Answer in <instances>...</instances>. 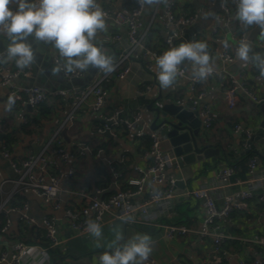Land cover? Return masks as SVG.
I'll list each match as a JSON object with an SVG mask.
<instances>
[{
	"label": "crops",
	"instance_id": "obj_1",
	"mask_svg": "<svg viewBox=\"0 0 264 264\" xmlns=\"http://www.w3.org/2000/svg\"><path fill=\"white\" fill-rule=\"evenodd\" d=\"M169 1L171 0H164V2L155 5H145L142 20L149 30L146 44L152 49L163 47V39L172 31L171 27H167L164 15V8ZM172 1L176 3L175 14L177 16H198L193 25L183 29L179 38L186 35L187 28L196 27L199 22L205 21V25L200 31L189 33L188 38L183 40L185 43L189 42L192 37H196L197 41L206 42L214 62L213 72H216L215 76L203 80L197 85L195 94H204L197 111L203 118L211 120V127L203 128L202 134L208 138L209 143L220 149V155L210 160L197 162L192 166H186L183 169L177 162L172 172L176 176L177 182L180 181L183 186L176 185V197L171 206L170 218L163 219L165 223L188 227L190 233L187 236H176L169 239L162 230L152 225L124 224L121 221H113L102 226L103 237L99 241L101 247H97V241L90 234L76 235L64 217L65 209L71 204L81 206L92 197L107 199L116 192L118 183L127 189L137 191L138 187L130 185L129 182L140 180L142 173L138 169L146 170L151 163L149 158L151 142L148 134L153 132L154 109L159 107L162 102L160 96L177 105H180L179 101L185 107L189 97L192 96L189 78L194 75H192L187 61L181 64L187 77L178 78L174 86L162 89L156 79L154 71L156 65H148L142 53L137 51L126 63L131 71L125 79L118 78L119 68H115L104 81L103 86L107 91L104 104L99 109H94L92 100H90L78 112L75 119L63 129L66 131L65 136L62 134L63 145L67 154L73 155L75 159L71 161L68 156V160L61 163L60 167L64 172L74 168L75 174L71 179L65 177L62 180L57 209L44 204L30 190L15 191L14 181L18 175L14 172L10 160L4 158L0 161V186H2L0 199L5 201L11 196L9 203L17 204V206L10 207L8 203L5 208V213L11 224L5 233L0 231V254L10 255L16 242L22 241L21 239L27 236L33 237L32 233L26 231L27 225L31 228H42V219L51 216L57 220L58 235L61 240V245L57 247L59 256L52 254L51 250L45 252L39 249L48 247L41 239H33L31 245L34 247L24 256L22 264H100L99 256L105 251H111L107 245L115 238L114 230L122 231L125 241L137 233L148 234L151 237L153 251L145 264H212L213 260H215V264H240L241 261L249 262L260 258V248L253 240L264 233V183L258 185L252 182L253 178L249 177L248 171L244 179L238 178L241 168L236 166L240 158L252 153L255 155L253 157L259 159L255 177L264 175V132L260 129L264 115L258 104L244 94H239L236 106L229 108L225 99V89L220 87L218 79V75L224 73L227 78L226 86L231 84L230 79L232 78L244 82L250 90L263 98L264 85L256 80V76L260 75V72L256 66L251 63L245 65L238 57L231 64L221 61L220 51L223 43L229 42L239 46L240 39L234 21L228 23L229 15L222 11L223 5L221 11H214L217 0ZM222 1L224 4L227 0ZM97 3L103 10L109 8L107 0H97ZM228 3L233 8L232 0H228ZM128 7V5L124 6L122 0H119L114 6H110L113 14L105 18L107 30L100 33L96 40L97 45L113 57L115 67L127 47V29L125 25L116 22L114 15L119 11H129ZM208 16H211L210 21L207 20ZM214 29H217V33L213 32ZM116 36H119V42L116 41ZM4 38V36H0L2 39L0 53H4L2 50L4 43L7 42ZM246 38V42L251 43L254 53H264V30L257 26L247 28ZM175 40L172 47L179 46L175 45ZM36 53L34 64L36 71L32 67H28L22 78L18 77L20 69L14 62L0 63L17 74L11 79L10 85H0V122H5L10 130L12 129L18 136V141L10 152L11 160L16 163H20L29 155L36 154L38 147H44L50 141L53 133L69 115L72 100L68 95L49 97L45 103L53 107L45 118H41L37 128L29 123L32 119L41 117L38 107L29 108V106L15 101L14 107L9 111L6 105L11 97L10 92L34 86L41 87L50 94L57 91L71 92L93 84L102 74L100 70L91 68L88 72L81 73L80 79L68 81L62 73L52 74V68L57 66L56 58L65 63L64 58L59 56L52 45L46 44L45 53L39 48L36 49ZM2 74L5 76L7 72L4 71ZM31 78L34 79V82L29 85ZM77 81L86 84L79 86ZM136 114L142 116L141 122L136 125V130L143 131L145 136L138 138L135 133L114 125L111 126V137L99 133V129L109 124L107 119L117 115L120 121H131ZM203 123L204 120L202 125ZM237 125H240L243 130L250 131V137L244 132H237L235 129ZM24 126L28 131L26 133L21 132ZM162 140L163 149L170 153L168 143L164 139ZM0 143L2 144V141ZM98 149H103L102 156L97 155ZM54 158L56 159V157ZM229 166L234 167L236 171L230 191L249 189L253 193V198L242 209L218 222L229 238L223 244L222 257H217L216 260L218 253L214 252L212 234L204 238L199 235V232L203 230L204 209L202 203L185 193L189 189L196 190L211 185L217 173ZM9 170L12 174H9ZM114 171L120 174L119 178H116ZM151 189V183L146 180L141 187V193L135 199L145 200ZM18 195L22 199L17 200ZM24 204L28 205L29 213L32 216L28 217L34 219L36 224H27L22 221L20 207ZM216 206L218 208L222 206V199L219 196L216 197ZM13 208L17 210L11 211Z\"/></svg>",
	"mask_w": 264,
	"mask_h": 264
},
{
	"label": "built area",
	"instance_id": "obj_2",
	"mask_svg": "<svg viewBox=\"0 0 264 264\" xmlns=\"http://www.w3.org/2000/svg\"><path fill=\"white\" fill-rule=\"evenodd\" d=\"M119 0H107L109 6L104 10L106 17H110L113 14L112 8ZM233 8L229 6L228 0L223 4V11L229 15L228 23L237 21L236 19V0H232ZM174 1H169L164 8V15L166 18L167 27H171L172 31L163 39V47L159 49H152L147 46L146 38L149 30L145 27L142 17L145 12V5H141L139 0H136V7L124 12L119 11L115 13L116 22L125 25L127 29V47L124 53L119 57L115 68H119L118 78L125 79L130 73L131 69L126 63L131 59L134 52H141L148 65H156V59L162 55L165 51L169 50L173 46L175 39L179 38L185 27L193 25L198 19L197 15L190 16H177L175 14ZM240 27L243 29L242 33H238L240 42L247 41L246 29L240 23ZM214 33H217V29H214ZM116 41H120L119 36H116ZM197 41L196 37H192L189 42ZM238 46L232 45L229 42H224L220 51V59L225 64H231L236 59V49ZM210 56H212L209 51ZM57 66H62L64 62L56 58ZM183 76L178 78L187 77L185 70ZM4 71L7 74L4 76ZM101 77L93 84L86 87L77 88L71 92L57 91L53 94L48 93L41 87L34 86L21 91H11V97L16 102L29 106V108H36L45 103L49 97L58 96H70L71 98V111L62 125L53 133L50 141L41 149L40 152L29 155L23 159L20 163H16L11 160L10 151L0 143V156L10 160V164L14 172L18 175V178L14 181L16 190H30L37 196L43 199L46 205H53L55 209L59 207L58 199L61 192L62 180L65 177L69 179L73 178L75 174L74 168L68 171H62L60 164L68 160V154L63 145L62 132L63 129L71 123L77 116L78 112L84 107V105L92 100V107L99 109L105 102L107 97V91L104 89L103 83L108 78L110 73L101 71ZM68 81H73L81 78V73H64L61 72ZM216 72H212L206 79L215 76ZM17 76L16 73L10 71L0 65V85H10L11 79ZM204 79V80H206ZM220 87L225 89V99L229 108H234L238 102L239 94L248 96L252 101L257 104L264 103V97L258 96L252 90H250L244 82L230 79V85H225L224 73L218 75ZM256 80L263 83L264 78L260 75L256 76ZM203 80L197 79L195 76L189 78L190 91L192 96L189 97L186 104V109L189 111H197L202 99L203 93L195 94L196 87ZM178 104L181 102L178 101ZM142 116L136 114L131 121H120L117 117L107 119L109 124H106L103 128L99 129V133L111 132V126L122 127L125 130L135 133L136 137L140 138L145 136L143 131H137L136 125L140 123ZM111 124V125H110ZM113 127V126H112ZM211 127V120L204 118L203 128L209 129ZM237 132H244L250 137L251 132L243 130L240 125L235 127ZM0 134H2V127L0 124ZM151 139V149L149 152L150 165L146 170L138 169L142 173L140 180H132L129 182L132 186H137V191H132L125 188L118 183L117 190L114 194L107 199H99L92 197L90 200L81 206L69 205L65 209L64 217L70 227V229L78 236L87 235L85 231L87 221L95 220L101 227L107 222L121 221L120 217L124 215H131L134 217L133 222L138 224L152 225L162 230L166 237L172 239L176 236H187L190 233L188 227L184 225H176L171 223H165L163 219L170 218L171 206L176 197V184L177 178L173 174L172 169L177 165L176 158H174L169 152L165 151L162 146V137L159 133L153 131L148 134ZM1 142V141H0ZM103 149L97 150V155L102 156ZM56 157V159L54 158ZM71 161H74V156H69ZM259 164V159L253 157L248 162V175L252 177V182L262 185L264 183V175L261 177H255V173ZM234 167H226L217 173L215 180L211 185L202 187L196 190H187L186 195L192 196L201 201L204 209V216L202 219L203 230L199 232L200 237L204 238L212 234L214 241V252L219 253L221 246L227 241L229 236L223 231L219 221L228 218L233 212L242 209L247 205V202L253 198L251 190H241L237 192H231L230 188L233 185L232 179L235 176ZM116 178H119L120 174L114 171ZM146 180L152 185V189L148 193V196L143 201H138L135 198L141 193V187ZM2 192V186H0V194ZM219 196L222 199V206L218 208L216 206V197ZM11 197V196H10ZM10 197L5 201L0 199V216L5 212V208L9 203ZM28 211V205L24 204L22 207ZM21 208V209H22ZM16 208L11 211H16ZM21 219L27 224H36L34 219H30L27 213L22 212ZM9 217L6 218L4 226L1 228V233H5L10 227ZM41 226L45 231V237L50 243V247L46 249L39 248L45 252H49L51 248H57L61 245V240L58 235L57 220L54 217H45L42 219ZM253 242L260 248V258L257 260L245 262L241 261L240 264H264V233L258 237H255ZM34 246L22 241H18L13 246V251L10 255L7 253L0 254V264H22L23 258L27 252ZM208 264V263H204Z\"/></svg>",
	"mask_w": 264,
	"mask_h": 264
},
{
	"label": "clouds",
	"instance_id": "obj_3",
	"mask_svg": "<svg viewBox=\"0 0 264 264\" xmlns=\"http://www.w3.org/2000/svg\"><path fill=\"white\" fill-rule=\"evenodd\" d=\"M164 0H139L143 5H155ZM106 13L97 0H0V36L8 39L6 51L0 53V63L14 62L24 70L36 61V51L29 39L38 44H50L64 58L62 66L52 68V74L86 73L91 68L111 73L115 69L113 57L96 43L100 33L107 30ZM236 19L245 27L264 30V0H236ZM204 41L179 44L156 59V79L162 89H168L184 75L181 64L187 61L191 73L204 80L213 72V59ZM236 56L245 65L251 63L264 78V53H254L250 42L241 41ZM15 99L9 97L10 111ZM124 224L134 217H120ZM85 231L101 247L103 229L95 220H88ZM115 238L108 245L111 251L99 256L100 264H145L151 255L152 239L137 233L125 241L122 231L114 230Z\"/></svg>",
	"mask_w": 264,
	"mask_h": 264
},
{
	"label": "water",
	"instance_id": "obj_4",
	"mask_svg": "<svg viewBox=\"0 0 264 264\" xmlns=\"http://www.w3.org/2000/svg\"><path fill=\"white\" fill-rule=\"evenodd\" d=\"M4 43L3 52L6 51L7 44L9 43L8 39ZM2 42V39H0ZM32 44L34 50L40 49L45 53L46 44H38L31 38L28 41ZM35 64V63H34ZM30 67L34 68L36 71L35 65ZM27 69V68H26ZM20 70L18 77L22 78L24 71ZM34 79H30V84ZM79 86H84L86 83L77 81ZM162 102L159 107L154 109V119L152 130L159 132L162 139H164L169 147L170 154L176 158V161L179 163V167L183 169L186 166H192L197 162H202L204 160H210L220 155V149L215 148L211 143L208 142V138L202 134V121L204 118L200 115L198 111H189L185 108L184 105H177L173 102H169L166 99L160 96ZM263 111L264 115V103L258 104ZM260 129L264 132V117L260 123ZM62 134L65 136L66 131L64 130ZM105 136L111 137L109 131L104 133ZM4 138L3 134H0V141ZM43 147H38L36 153H38ZM177 186H183L179 181L176 184Z\"/></svg>",
	"mask_w": 264,
	"mask_h": 264
},
{
	"label": "trees",
	"instance_id": "obj_5",
	"mask_svg": "<svg viewBox=\"0 0 264 264\" xmlns=\"http://www.w3.org/2000/svg\"><path fill=\"white\" fill-rule=\"evenodd\" d=\"M118 3V2H117ZM122 3L124 4V6H129L128 10H131L133 9L134 7H136V0H122ZM234 25H235V29L238 31V33H242V28L240 27V22L237 20V21H234ZM40 107V108H39ZM52 105H48V103H44L40 106H38V112H39V115L41 117H39L38 119L37 118H34L30 121V125L33 124L35 125L37 128L39 127L40 125V120L41 118H45L50 112H51V109H52ZM1 124V127H2V134H4V138L2 140V145L7 148L10 152L11 150L13 149V147L15 146V144L17 143L18 141V136L15 135V132L11 129L10 130V127L7 126L5 124V122H0ZM28 132L26 131L25 129V126L24 128L21 130V132ZM150 142H151V139H150ZM150 142H148L150 144ZM253 156H255L254 154L250 153V154H247L245 155L244 157L240 158V161L238 163V165L236 167H240L241 168V173L238 174V178H245L246 174H247V164H248V161L250 160V157L252 158ZM21 196L18 195L16 197L17 200H20L22 198H20ZM9 206L10 207H13V206H17L16 203L14 202H10L9 203ZM7 214L4 212L1 214L0 216V231H1V228L4 226L5 224V220L7 218ZM26 226V225H25ZM26 231L27 232H30L33 234V237H24L22 238V242H25L27 244H32L33 243V239L37 240V239H41V241L44 242V245H46L47 247H50V243L48 242V240L46 239L45 237V231L44 229L42 228H39V227H29L28 225L25 227ZM34 235H35V238H34ZM52 254H56L59 256V249L58 248H51L50 249ZM221 251H223V245L221 246ZM219 252L217 255H216V260H217V257H222V252ZM212 264H215V260L212 261Z\"/></svg>",
	"mask_w": 264,
	"mask_h": 264
},
{
	"label": "rangeland",
	"instance_id": "obj_6",
	"mask_svg": "<svg viewBox=\"0 0 264 264\" xmlns=\"http://www.w3.org/2000/svg\"><path fill=\"white\" fill-rule=\"evenodd\" d=\"M222 5H223V1H222V0H217V1L215 2L214 11H221V7H222ZM222 11H223V10H222ZM210 19H211V16H208V17H207V20L210 21ZM204 22H205V21L202 20L201 22H199L198 26L187 28L186 31H185V32H186V35H185L184 37H182V38L176 39V40H175V45H179V44H181V43H184V40H183V39L188 38L189 33H192V32H195V31H196V32L200 31V29L205 25ZM0 157H2V156H0ZM2 160H4V158H3V159H0V161H2ZM2 165H3V167H4V161L2 162ZM9 166H10V165H9ZM9 174H12L10 170H9ZM37 197L40 198L39 196H37ZM40 199L43 201L42 198H40ZM43 203H44V201H43ZM44 204H45V203H44ZM47 206L53 207V205H47ZM22 207H23V205H21V207H20V214H21L22 212H25V213H27L28 216L31 218L32 216H31V214L29 213V210L26 211V210H24ZM21 208H22V209H21ZM52 209H53V208H52ZM64 213H65V211H64ZM21 215H22V214H21Z\"/></svg>",
	"mask_w": 264,
	"mask_h": 264
},
{
	"label": "bare ground",
	"instance_id": "obj_7",
	"mask_svg": "<svg viewBox=\"0 0 264 264\" xmlns=\"http://www.w3.org/2000/svg\"><path fill=\"white\" fill-rule=\"evenodd\" d=\"M219 171V170H218Z\"/></svg>",
	"mask_w": 264,
	"mask_h": 264
}]
</instances>
